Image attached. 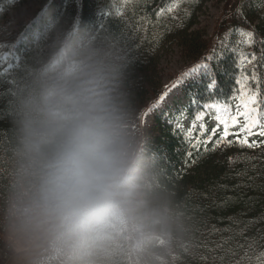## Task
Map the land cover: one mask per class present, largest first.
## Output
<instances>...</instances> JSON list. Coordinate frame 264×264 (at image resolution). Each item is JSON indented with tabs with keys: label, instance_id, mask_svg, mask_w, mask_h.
Listing matches in <instances>:
<instances>
[{
	"label": "clouds",
	"instance_id": "1",
	"mask_svg": "<svg viewBox=\"0 0 264 264\" xmlns=\"http://www.w3.org/2000/svg\"><path fill=\"white\" fill-rule=\"evenodd\" d=\"M34 50L0 144V260L176 264L156 252L175 221L127 87V47L50 20Z\"/></svg>",
	"mask_w": 264,
	"mask_h": 264
},
{
	"label": "trees",
	"instance_id": "2",
	"mask_svg": "<svg viewBox=\"0 0 264 264\" xmlns=\"http://www.w3.org/2000/svg\"><path fill=\"white\" fill-rule=\"evenodd\" d=\"M35 1L38 11L32 20L12 30L5 25L9 12L25 0H0V144L8 136L9 100L14 84L34 58L37 33L50 20L64 27L75 25L81 30L112 34L127 47L126 83L140 126L147 104L165 89L163 60L177 49L184 62L189 63L177 74L181 76L205 57L219 53L218 58L206 61L216 81L215 89H206L211 78L203 72L186 79L181 84L188 104L169 107L167 111L151 108V124L141 126L160 163L156 191L171 207L175 221L171 236L158 241L156 252L176 254V264H264V143L253 149L222 145L204 153L203 146L199 151L190 149L184 135L174 131L181 109L184 113L180 123L188 129L205 103L228 101L234 95V81L239 76L235 63L238 53L221 48L219 43L230 30L242 28L254 33L257 43L244 46L243 51L255 53L257 60L246 65L244 71L253 90L256 84L251 74L253 69L257 72L260 98L264 101V44L259 43L264 40V2L220 0L225 11L215 29L216 37L206 39L198 28L199 18L209 2L217 0ZM237 38L233 31L229 47ZM230 103L235 110L238 101ZM260 110L264 112V103ZM214 115L215 111L204 117L209 132L217 123ZM217 138L213 137V142ZM249 140L264 142V137ZM213 142L208 144L209 149ZM189 151L191 157L187 155ZM3 155L0 147V156Z\"/></svg>",
	"mask_w": 264,
	"mask_h": 264
},
{
	"label": "snow or ice",
	"instance_id": "3",
	"mask_svg": "<svg viewBox=\"0 0 264 264\" xmlns=\"http://www.w3.org/2000/svg\"><path fill=\"white\" fill-rule=\"evenodd\" d=\"M233 31L238 38L234 45L229 47V41ZM219 43L221 48H227L228 51L234 54L238 53V61L235 63L237 70L239 71V76L234 81L235 85H237V88L234 90V95L229 97L228 101L217 100L215 102L205 103L202 106L203 110L195 113L191 127L188 129H185L180 123V119L183 118L184 113V110L181 109V116L175 121L174 131L178 130L184 135L190 149L199 151L201 146H203L204 153L215 151L222 145L225 147L237 145L241 148L247 147L250 149L261 147L264 142L249 140V138L254 135L264 137V112H261L260 110V104L264 103V101L260 98V77L253 69L251 80L256 84V88L253 90L249 86L250 78L244 71L246 65H251L257 60V56L255 53H245L243 51L244 46L251 47L253 44L257 43V40L252 31L237 28L226 33L224 40L219 41ZM259 43L264 44V40L259 41ZM261 51L264 53V48H262ZM219 56L220 54L216 53L215 56L209 55L205 57L200 63L181 73V76L176 82H174L172 87H177L186 79L196 78L201 72H203L204 75L211 78L210 82L205 86L206 89L209 91L215 89L216 81L211 68L206 61H212ZM261 59H264V56H262ZM166 96L167 93L161 96L160 100L163 101ZM231 100L238 101L235 105L234 111L233 106L230 103ZM193 103L195 104L197 101L193 99ZM213 111H215L213 119H215L217 123L209 132L204 123V117L206 113L210 114ZM169 123H173V121H169ZM232 129H238V131H232ZM229 136H232L233 139L229 140ZM213 137L218 138L213 142ZM210 142H213L211 149L208 148ZM187 155L191 157L192 151H189ZM193 163H195V161H193ZM261 255L264 256V253Z\"/></svg>",
	"mask_w": 264,
	"mask_h": 264
},
{
	"label": "rangeland",
	"instance_id": "4",
	"mask_svg": "<svg viewBox=\"0 0 264 264\" xmlns=\"http://www.w3.org/2000/svg\"><path fill=\"white\" fill-rule=\"evenodd\" d=\"M260 2H263V0ZM37 11L38 6L36 1L26 0L23 5L9 12L5 25L12 30L18 29L19 25L30 22ZM224 11V3L220 0H217L209 2L206 8L201 12L198 28L201 29L202 36H204L203 38H211L215 28L217 29L219 22L221 21V16L223 15ZM188 64L189 63L184 62V59L181 58L177 49L171 53L166 60H163L161 68L165 77V89L160 96L151 100L147 104L140 121L143 128L151 124L154 116L153 112H151L152 106L167 111L169 107L175 108L176 106H184L188 104V99L185 98L184 92L182 90V84H179L174 88L172 87L174 82H176L180 77L177 74H179ZM165 93H167V96L163 101H161L160 97ZM0 264H3L2 260H0Z\"/></svg>",
	"mask_w": 264,
	"mask_h": 264
}]
</instances>
